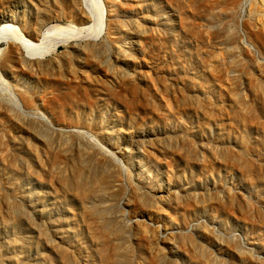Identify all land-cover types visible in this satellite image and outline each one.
Here are the masks:
<instances>
[{"label": "rangeland", "instance_id": "374dc122", "mask_svg": "<svg viewBox=\"0 0 264 264\" xmlns=\"http://www.w3.org/2000/svg\"><path fill=\"white\" fill-rule=\"evenodd\" d=\"M3 26L0 264H264V0H0Z\"/></svg>", "mask_w": 264, "mask_h": 264}, {"label": "bare ground", "instance_id": "6f19581e", "mask_svg": "<svg viewBox=\"0 0 264 264\" xmlns=\"http://www.w3.org/2000/svg\"><path fill=\"white\" fill-rule=\"evenodd\" d=\"M4 30H6V26H3L2 28H0V42H1V40H3L2 37L5 35V34H3ZM9 39H11L12 42L11 41L10 42L13 45L18 46L17 49L19 51L24 53L23 56L26 59L36 60V59L44 56L45 54H47L49 52L45 48H42L40 44L33 43L32 41H29L26 39H24V40L23 39H17L16 37L13 38L14 40L12 38H9ZM12 61H13L12 56L11 55L7 56L3 60V66L9 67L12 64Z\"/></svg>", "mask_w": 264, "mask_h": 264}]
</instances>
